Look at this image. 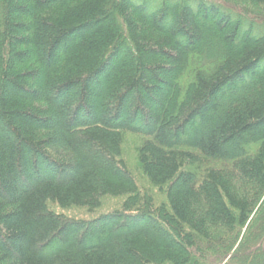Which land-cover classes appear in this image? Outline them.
<instances>
[{"label": "trees", "instance_id": "trees-1", "mask_svg": "<svg viewBox=\"0 0 264 264\" xmlns=\"http://www.w3.org/2000/svg\"><path fill=\"white\" fill-rule=\"evenodd\" d=\"M0 264H264V0H0Z\"/></svg>", "mask_w": 264, "mask_h": 264}, {"label": "rangeland", "instance_id": "rangeland-1", "mask_svg": "<svg viewBox=\"0 0 264 264\" xmlns=\"http://www.w3.org/2000/svg\"><path fill=\"white\" fill-rule=\"evenodd\" d=\"M77 213V212H76Z\"/></svg>", "mask_w": 264, "mask_h": 264}]
</instances>
